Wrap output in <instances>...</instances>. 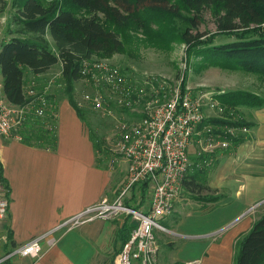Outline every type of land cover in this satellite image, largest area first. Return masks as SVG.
<instances>
[{"label":"trees","instance_id":"1","mask_svg":"<svg viewBox=\"0 0 264 264\" xmlns=\"http://www.w3.org/2000/svg\"><path fill=\"white\" fill-rule=\"evenodd\" d=\"M8 4L9 0H0V12H4ZM10 8L12 23L17 28L12 31L14 35L0 43V71L2 92L12 104L25 105L30 100V95L24 91L25 69L37 75L61 63L64 95L80 119L85 120V111L73 96L75 83L84 78V63L94 60V56L108 58L115 53L133 54L141 46L167 49L172 41L186 45L188 59L200 57L208 65L264 75V0H10ZM182 10L192 13L193 17L188 19L190 25L175 27ZM207 10L214 16L217 27L209 37L197 30L202 13ZM217 35L226 36L227 40L216 42ZM184 82L180 84L182 93L186 91ZM213 99L223 108L222 112L216 117L206 116L198 130L214 137L215 141H228L229 144L223 150L195 155L194 170L182 181L189 194L204 202L222 197L204 184V167L210 164V157L218 151L233 150L249 136L243 132L235 135L228 129L254 126L235 116L237 107L264 104V97L246 90L217 92ZM47 100L44 113H29L19 134L25 143L53 149L56 144L55 108L48 95ZM118 108L129 112L126 107ZM90 135L98 152L100 145L95 135ZM96 161L99 165L98 157ZM138 186L141 187L140 205L126 200L136 208L142 206L148 191L147 182L135 184L132 189ZM203 192L207 193L203 195ZM126 218L118 231L122 244L134 226L129 225V217ZM234 264H264V214L237 240Z\"/></svg>","mask_w":264,"mask_h":264},{"label":"crops","instance_id":"2","mask_svg":"<svg viewBox=\"0 0 264 264\" xmlns=\"http://www.w3.org/2000/svg\"><path fill=\"white\" fill-rule=\"evenodd\" d=\"M44 77L49 78L48 85L57 83L61 63L37 75L28 68L24 72L26 93L35 88L54 101V148L25 143L19 133L0 138L1 177L9 188L10 200L8 214L0 222V254L103 197L114 199L127 178H123L126 170L98 165L87 114L85 120L80 119L68 98L56 95L55 88L49 91L47 85L37 89L39 79ZM254 126L250 138L231 151L214 153L204 167V184L222 194L219 200H201L183 211L180 199L174 201L168 215L182 213L160 222L167 231H154L158 244L155 264H234L237 240L264 214L263 209L247 212L255 201L264 198V138L259 126ZM147 206L148 200L140 208ZM126 217L95 219L58 231L53 245L42 243L37 258L18 255L7 264H115L122 246L118 231ZM135 222L129 217V225Z\"/></svg>","mask_w":264,"mask_h":264},{"label":"built area","instance_id":"3","mask_svg":"<svg viewBox=\"0 0 264 264\" xmlns=\"http://www.w3.org/2000/svg\"><path fill=\"white\" fill-rule=\"evenodd\" d=\"M82 74V80L94 86V90L83 94V100L95 109L113 104L132 110L137 103L143 102L141 116L124 121L118 129L117 150L127 162L126 181L114 199L103 197L25 243L4 250L0 254V264H7L18 255L37 258L42 243L53 245L58 231H68L95 219H114L123 214L136 222L117 253L115 264H132L134 260L140 264H155L158 244L154 231H167L159 218L171 213L182 181L189 172L188 149L192 137L200 135L198 125L206 117L205 107L220 113L223 109L210 92L194 95L186 88L182 93L177 86L167 97L163 83L152 84L155 88L146 97L144 87L151 85L154 78L137 81L118 66L104 61L84 63ZM28 94L30 100L25 105H16L7 101L0 91V138L10 137L18 126L23 125L29 113H44L48 104L46 92L31 88ZM236 129L247 131L246 127H233L228 131L233 133ZM208 139L214 141L212 136ZM218 143L222 147L229 144L228 141ZM141 182H147L150 191L146 209L126 203L128 192ZM9 201V188L0 177V222L8 214Z\"/></svg>","mask_w":264,"mask_h":264},{"label":"rangeland","instance_id":"4","mask_svg":"<svg viewBox=\"0 0 264 264\" xmlns=\"http://www.w3.org/2000/svg\"><path fill=\"white\" fill-rule=\"evenodd\" d=\"M181 14V17H178L175 21V27L181 28L190 25L188 19L193 17L192 13L182 10ZM11 18L12 10L10 8L9 0V4L5 11L0 12V43L15 34V32L12 33V31H14L17 26L12 23ZM152 25V27L155 28V24ZM197 30L205 33V37H209L210 34L217 31L215 18L209 10L202 13L201 22L199 23ZM214 40L216 42L225 41L227 40V37L217 35L214 37ZM51 45L53 46V44ZM93 59L95 61H104L111 65L118 66L126 73V75L140 82L146 78H154V80L151 81V85L147 84L145 87L142 86L146 92V97H149L152 90L155 88L154 85H156V83H163L168 97L169 92L172 91L173 88H176L177 86L180 88L182 81H185L186 88H188L194 95L203 91L210 92L213 95L217 92L246 90L264 97V75L231 67L208 65L206 61L200 57L196 58L192 56L188 59L186 45L177 41H172L170 47L167 49L141 46L140 49L133 54L115 53L108 58L94 56ZM48 80L49 78L45 77L44 79H39L37 89H42L47 86ZM64 87V84L60 80L57 83L51 82L48 85L49 91L55 88L57 90L56 95L58 94L60 96H65ZM90 90H94L92 84L79 80V82L74 85L73 96L75 101L87 110H85V114L88 116L90 134L95 135L97 142L100 145L97 153L98 159L100 160L99 165L113 170L117 169L118 171L126 170L127 172V162L125 161L124 156L117 150V143L119 140L118 129L124 121L138 117L136 114H139L143 109V102L137 103L134 106V109H130L129 112L119 110L118 106L113 104L107 108L95 109L83 100V94ZM0 91H2L1 71ZM104 92H107L106 89ZM204 112L207 117H216L220 115L219 111L213 110L211 107H205ZM235 116L246 122L253 123L255 126H259L258 130H260V133L263 135L262 138H264V104L258 107L239 105ZM252 127L248 128L246 132L236 129L233 134L236 135L242 132L248 133V138H250ZM22 128L23 125H20V127L18 126V128L13 131V134H18ZM203 133L204 132L200 130V135L198 137L197 135H194L191 139L188 149L190 162L189 172L194 170L195 161L193 159L199 152L212 151L215 149L223 150V148H226L222 147L218 141L209 140L208 136H205ZM125 176L127 177V173L123 175V178ZM140 189L141 187L138 186L130 190L126 200L133 205H138L141 199ZM149 193L150 191L148 190L143 197L144 201L142 205L146 204L149 198ZM205 193L206 192H203V195ZM178 198L180 199V202L183 203V209H181V211L187 210L191 207V204H196L198 201H201L200 199H196L194 195L192 196L189 194L185 187L183 189L182 185ZM108 199L112 200V198L109 197ZM261 209L264 210V198L255 201L248 208L247 212L253 213L254 211ZM181 211H177L176 213L173 212L172 216L174 215V218H176L182 213ZM172 216L168 215L162 220L159 218V221L166 223L167 220H170L168 217ZM162 235H158L160 236L159 239H161ZM135 262L138 261L134 260L132 264Z\"/></svg>","mask_w":264,"mask_h":264}]
</instances>
